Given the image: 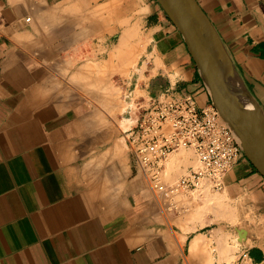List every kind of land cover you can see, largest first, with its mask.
<instances>
[{
  "label": "crops",
  "instance_id": "0c3cea01",
  "mask_svg": "<svg viewBox=\"0 0 264 264\" xmlns=\"http://www.w3.org/2000/svg\"><path fill=\"white\" fill-rule=\"evenodd\" d=\"M196 1L264 114V0ZM116 23L139 29L146 57L126 88L212 104L156 0H0V264H213L210 246L221 263L231 255L222 250L232 248L229 226L239 252L264 264V177L244 154L218 190L233 215L213 233L192 204L179 208L190 192L169 208L150 188L124 139L125 109L100 92V25L115 32ZM128 37L108 54L107 70L114 58L131 62ZM189 150L168 159L170 179L198 163ZM199 237L205 250L196 258Z\"/></svg>",
  "mask_w": 264,
  "mask_h": 264
},
{
  "label": "built area",
  "instance_id": "2783aa9c",
  "mask_svg": "<svg viewBox=\"0 0 264 264\" xmlns=\"http://www.w3.org/2000/svg\"><path fill=\"white\" fill-rule=\"evenodd\" d=\"M127 128L124 139L150 188L171 200L200 187L204 181L215 190L223 186L224 176L243 154L232 130L213 104L198 109L195 99L125 96ZM183 149H192L198 166L178 180L164 182L168 159ZM223 264H257L248 251Z\"/></svg>",
  "mask_w": 264,
  "mask_h": 264
},
{
  "label": "water",
  "instance_id": "95a60500",
  "mask_svg": "<svg viewBox=\"0 0 264 264\" xmlns=\"http://www.w3.org/2000/svg\"><path fill=\"white\" fill-rule=\"evenodd\" d=\"M182 35L209 91L244 156L264 177V114L249 94L196 0H156Z\"/></svg>",
  "mask_w": 264,
  "mask_h": 264
},
{
  "label": "rangeland",
  "instance_id": "374dc122",
  "mask_svg": "<svg viewBox=\"0 0 264 264\" xmlns=\"http://www.w3.org/2000/svg\"><path fill=\"white\" fill-rule=\"evenodd\" d=\"M123 24L116 23L115 27L116 30L115 32H109L107 30L106 25H100V65H101V77L104 79H101V86H100V92L101 94L105 95H110L113 97H116L117 101H120V106L122 109H125V96L128 93H131L133 97L138 98V97H147L148 95L145 94L140 90L139 87H130L129 89L126 88L125 83L129 82L132 79V74L136 73L139 69V73H142L146 69V57L141 55L143 52L142 41H140V36L141 32L139 29L136 27V30H133V34H130L129 31L122 32ZM127 34L129 37L125 39V48L126 49H132L136 50L137 56L135 57L133 62H126V63H120V60L118 58H114L115 62L112 64L111 68L107 70L106 64L110 58L108 54H111V52L118 46L120 40L122 37ZM142 43V44H141ZM141 48V50H140ZM111 59V58H110ZM104 68H106L104 70ZM143 78V76H142ZM141 78V79H142ZM109 79V80H108ZM108 81V82H107ZM109 84V85H107ZM111 85V86H110ZM124 128V126H123ZM186 149L180 150L179 152L181 153H186ZM189 153H193V150H189ZM188 157L185 154V164L188 163ZM169 166V164H167ZM198 166V163L193 166V169H195ZM166 178L164 180L165 183L170 184L173 181L178 180L181 176L186 175L188 172L185 170L180 172L174 179L169 178V171L166 169ZM191 194L188 195V198H181V196L178 198L179 204H180V209L184 206L183 204L187 205H193L194 208V215L196 222H204L205 224L209 225L204 229V232L206 233H213L215 229H220L221 227L226 228V225H221L220 221L221 219H230V216L232 214V210L230 208L227 209L225 206V203L220 199L219 196V191L213 189L210 184L206 183L205 181L201 183L200 187L197 188L194 191L190 192ZM210 195L213 200H208L207 195ZM184 195V194H181ZM212 201V202H211ZM190 203V204H189ZM191 209V208H190ZM227 213V216H226ZM221 214H223V217H221ZM206 219V220H204ZM202 226V225H201ZM221 226V227H220ZM230 226L228 227V232H227V245L231 247H235V249L231 252L230 258L224 259L221 261L223 262H229L234 260L237 255L240 253L239 252V247H238V241L236 239V233L234 231H230L229 229ZM210 249L213 250L211 253V256L213 258V264H221L219 261L218 263L215 262L216 259H214L216 251L218 248H215L213 246H210ZM219 251V250H218ZM239 252L238 254H236ZM195 264H200V263H195ZM203 264V263H201Z\"/></svg>",
  "mask_w": 264,
  "mask_h": 264
},
{
  "label": "bare ground",
  "instance_id": "6f19581e",
  "mask_svg": "<svg viewBox=\"0 0 264 264\" xmlns=\"http://www.w3.org/2000/svg\"><path fill=\"white\" fill-rule=\"evenodd\" d=\"M139 54V53H138ZM137 54V51L133 50L132 51V54H131V62L134 61L135 57L138 55ZM128 62V61H127ZM130 62V63H131ZM109 80V79H108ZM108 82V81H107ZM109 85V84H107ZM111 86V85H110ZM119 106V105H118ZM122 106V105H121ZM127 124V123H126ZM125 124V126H126ZM121 127V126H120ZM169 167H170V164H169ZM214 199V197H213ZM211 199V200H213ZM212 202V201H211ZM239 240V239H238ZM235 249V247H232V248H228V247H225L224 249H222L225 253H228L230 254V252H232L233 250ZM205 250V241L203 240V238L199 237V238H196L195 241L192 243L191 247H190V252L192 254V256H195L196 258L201 254L203 253ZM204 264H211V261L209 260L207 263H204Z\"/></svg>",
  "mask_w": 264,
  "mask_h": 264
}]
</instances>
